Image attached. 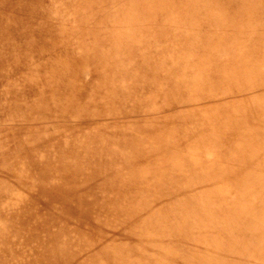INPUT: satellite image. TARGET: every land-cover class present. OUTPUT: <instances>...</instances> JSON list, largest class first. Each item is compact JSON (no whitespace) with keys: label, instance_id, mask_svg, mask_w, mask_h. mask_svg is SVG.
Masks as SVG:
<instances>
[{"label":"bare ground","instance_id":"bare-ground-1","mask_svg":"<svg viewBox=\"0 0 264 264\" xmlns=\"http://www.w3.org/2000/svg\"><path fill=\"white\" fill-rule=\"evenodd\" d=\"M98 1L0 0V264H264V0Z\"/></svg>","mask_w":264,"mask_h":264},{"label":"rangeland","instance_id":"rangeland-1","mask_svg":"<svg viewBox=\"0 0 264 264\" xmlns=\"http://www.w3.org/2000/svg\"><path fill=\"white\" fill-rule=\"evenodd\" d=\"M118 0H115L113 3H109V4H107L108 6H110L111 4V6L109 7L110 8V10H113L114 9V4L117 2ZM126 3H128V0H124ZM97 2L99 3V1L97 0ZM104 4H100V6H103ZM107 5H104V7H106V9H107ZM54 8H52L53 10H59V8L57 7V6H53ZM118 7V6H117ZM71 7L69 6V5H65V6H63V10H62V14H64L65 16L69 13V9H70ZM103 9V7L101 8V10L100 11H103L102 10ZM122 9H123V7H122ZM124 10V9H123ZM125 11H127V12H130V11H128V10H125ZM55 12H58V11H55ZM104 14H105V16H103L102 15V13L101 14H99L98 15V17L95 19V21H94V23H92V25L91 26H86V27H84V31L86 32V34H87V36H88V41H86V42H84L83 44H81V45H77V47H82V46H88V47H90V45H91V43L90 42H92L93 40H91L94 36H95V34L96 33H98V32H100V31H96V30H99V28H102L101 30H105V29H109V28H111V27H114V25H115V21L117 20V18L116 17H119V14L117 13V11H113V13L111 14V15H108L107 13H105L104 12ZM121 15H123V13L121 12ZM96 31V32H95ZM73 42H74V40H72ZM90 41V42H89ZM95 41H97V40H95ZM78 42L79 41H75L74 43H75V45L76 44H78ZM103 44H101L100 45V47H103L102 46ZM97 46H99V45H97ZM82 69H84L85 70V72H81V73H83L84 75H86V77L87 78H80V79H85V82L86 83H88V80H93V78H91V76H90V74L92 73V71H94V70H92L91 71V67L89 66V65H87V66H85V67H83ZM68 70H70V73H71V75H73L74 74V72L72 71V67H69V66H67V71ZM190 70H193L191 67H190ZM48 80L49 79H47V78H40L39 79V81L41 82V83H46V82H48ZM52 80V79H51ZM50 80V81H51ZM46 81V82H45ZM54 82H56V81H54ZM227 84V86L228 87H235V86H237V82H234V81H231L230 83H226ZM53 86V85H52ZM92 97H93V99L92 100H95V97H94V95H95V93H92ZM91 100V101H92ZM90 101V102H91ZM98 110H100V109H98ZM98 110H95V111H98ZM121 111V110H120ZM119 110H116V111H113V112H111V113H107V115H108V117H111V116H113V115H115L116 117H121V116H126V117H129V116H133V117H137V116H135L132 112H128V113H121ZM162 111V110H161ZM160 111V112H161ZM99 112V111H98ZM104 112V111H103ZM101 113V112H100ZM147 114V113H146ZM146 114H144V115H146ZM157 114H158V112H157ZM153 115H156V113H154ZM147 116V115H146ZM102 117H105V115H102L100 118H102ZM107 117V116H106ZM125 118V117H124ZM119 119H123V118H119Z\"/></svg>","mask_w":264,"mask_h":264}]
</instances>
